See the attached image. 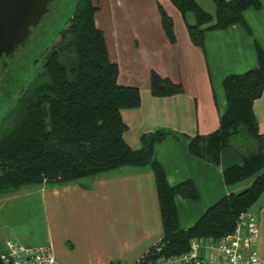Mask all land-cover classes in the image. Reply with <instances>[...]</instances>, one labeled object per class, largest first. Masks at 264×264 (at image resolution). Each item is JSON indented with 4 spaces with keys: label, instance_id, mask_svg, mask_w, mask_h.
I'll use <instances>...</instances> for the list:
<instances>
[{
    "label": "trees",
    "instance_id": "1",
    "mask_svg": "<svg viewBox=\"0 0 264 264\" xmlns=\"http://www.w3.org/2000/svg\"><path fill=\"white\" fill-rule=\"evenodd\" d=\"M170 1L183 16L194 15L196 23L186 28L191 43L201 49L206 31L234 24L246 28L243 11L261 8L258 0H212L215 13L210 15L196 0ZM97 10L93 0H77L58 42L44 51L38 71L0 119V195L44 181L65 184L121 167H147L154 174L163 228L160 256L187 251L192 239L231 234L238 216L264 192V133H259L252 109L264 90V54L258 49L255 68L224 79L227 109L215 131L183 136L159 130L142 135V147L132 150L123 139L127 126L120 112L140 106V90L117 83L118 66L95 25ZM158 10L164 34L174 44V22L160 5ZM149 83L153 97L184 92L181 84L154 71ZM167 138L185 140L190 155L213 165L219 164L223 149L232 148L243 164L223 171L224 184L253 178L251 184L222 197L192 227L180 229L175 197L197 200L198 193L191 181L168 185L154 155L156 145Z\"/></svg>",
    "mask_w": 264,
    "mask_h": 264
},
{
    "label": "crops",
    "instance_id": "2",
    "mask_svg": "<svg viewBox=\"0 0 264 264\" xmlns=\"http://www.w3.org/2000/svg\"><path fill=\"white\" fill-rule=\"evenodd\" d=\"M258 1L260 9L242 13L246 28L234 24L206 31L201 49L189 39L187 17L170 0H104L108 32L94 21L104 34L110 60L118 66L117 83L140 90V106L120 112L127 126L123 139L132 150L142 147L140 138L147 133L164 130L194 136L218 128L227 109L224 79L255 68L258 49L264 54V0ZM158 5L174 22V44L164 34ZM152 71L181 84L184 92L153 97ZM252 109L263 134L264 90ZM154 152L169 186L191 181L198 193L197 200L175 197L182 230L192 227L222 197L243 191L253 180L224 184L223 171L243 164L232 148L220 152L218 165L190 155L183 139L167 138ZM37 186L44 234L36 244L50 247L59 264H134L163 238L154 174L147 167H121L65 184L44 181ZM18 191L0 198L15 197ZM249 212L256 219V249L264 262V192Z\"/></svg>",
    "mask_w": 264,
    "mask_h": 264
},
{
    "label": "rangeland",
    "instance_id": "3",
    "mask_svg": "<svg viewBox=\"0 0 264 264\" xmlns=\"http://www.w3.org/2000/svg\"><path fill=\"white\" fill-rule=\"evenodd\" d=\"M93 1L94 5L98 7L95 16L97 27L108 32L106 16L108 10L105 8L104 0ZM196 1L202 9L210 15H214L215 5L212 0ZM76 2L77 0H54L49 5L48 13L32 29L26 46L27 51H29L27 52L28 56L25 57L21 69L16 74L19 87L12 91L11 96L6 93L0 99V119L13 106V96L25 88L33 74L38 71L39 63L37 62L41 61V55L44 51L58 42L59 32L68 25ZM185 17H187V24L194 25L196 23L191 12L186 13ZM37 189L38 186L35 184L28 185L18 191L15 197L0 198V252L3 251L6 241L12 237H18L21 241H16V243L26 247L39 245L44 230L39 224V194ZM24 240L29 244L24 243Z\"/></svg>",
    "mask_w": 264,
    "mask_h": 264
},
{
    "label": "built area",
    "instance_id": "4",
    "mask_svg": "<svg viewBox=\"0 0 264 264\" xmlns=\"http://www.w3.org/2000/svg\"><path fill=\"white\" fill-rule=\"evenodd\" d=\"M257 240L256 219L246 211L229 235L192 239L187 251L171 256H160L157 243L134 264H264L258 257ZM0 254L6 264H59L48 246L26 247L8 240Z\"/></svg>",
    "mask_w": 264,
    "mask_h": 264
},
{
    "label": "water",
    "instance_id": "5",
    "mask_svg": "<svg viewBox=\"0 0 264 264\" xmlns=\"http://www.w3.org/2000/svg\"><path fill=\"white\" fill-rule=\"evenodd\" d=\"M54 0H0V67L28 43ZM0 264L3 262L0 254Z\"/></svg>",
    "mask_w": 264,
    "mask_h": 264
},
{
    "label": "flooded vegetation",
    "instance_id": "6",
    "mask_svg": "<svg viewBox=\"0 0 264 264\" xmlns=\"http://www.w3.org/2000/svg\"><path fill=\"white\" fill-rule=\"evenodd\" d=\"M26 46L27 44L20 48L4 66L0 67V99L6 93L11 96L12 91L19 87L16 74L21 69L23 60L28 56L29 51Z\"/></svg>",
    "mask_w": 264,
    "mask_h": 264
}]
</instances>
